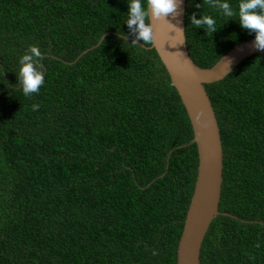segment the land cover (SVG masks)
<instances>
[{
    "label": "trees",
    "instance_id": "1",
    "mask_svg": "<svg viewBox=\"0 0 264 264\" xmlns=\"http://www.w3.org/2000/svg\"><path fill=\"white\" fill-rule=\"evenodd\" d=\"M199 4L184 11L196 66L255 38L238 15ZM127 12L128 0H0V264H176L197 148L156 50L130 46ZM193 13L217 32L192 26ZM30 45L45 83L29 98L16 75ZM205 87L223 182L199 261L264 264V54Z\"/></svg>",
    "mask_w": 264,
    "mask_h": 264
},
{
    "label": "water",
    "instance_id": "2",
    "mask_svg": "<svg viewBox=\"0 0 264 264\" xmlns=\"http://www.w3.org/2000/svg\"><path fill=\"white\" fill-rule=\"evenodd\" d=\"M184 11L185 0H180L179 15L175 19L166 17L167 22L184 30ZM150 22L155 40L150 46L143 47L156 50L179 92L191 123L192 143L196 145L198 156L197 181L178 242L176 264H200L204 236L213 218L220 214L218 203L223 182L219 126L205 84L225 78L244 58L264 54V50H256L253 47L255 38H250L235 44L212 66L200 68L188 54L184 33L182 37L175 34V29L164 20Z\"/></svg>",
    "mask_w": 264,
    "mask_h": 264
},
{
    "label": "clouds",
    "instance_id": "3",
    "mask_svg": "<svg viewBox=\"0 0 264 264\" xmlns=\"http://www.w3.org/2000/svg\"><path fill=\"white\" fill-rule=\"evenodd\" d=\"M207 5L215 9L220 15L231 18L238 15V22L242 29L250 34H255L253 47L256 50H264V0H240L238 12L235 11L227 0H202L197 5L202 8ZM180 8V0H146V6L142 0H128L127 24L130 34L134 36L130 46L151 45L155 40L153 25L150 21L164 20L172 16L175 19ZM193 13L189 19L191 25L196 29H204L206 36H212L217 32L216 20L210 15H200L196 18ZM175 29V34L183 36L184 30L167 22ZM124 35V34H122ZM127 36L125 35V41ZM142 41V45L138 44ZM182 41V40H181ZM102 42V41H101ZM183 42V41H182ZM43 53L36 45H30L27 52L19 60L17 76V88L22 91L23 96L31 97L39 94L45 83L44 66L40 63L44 59ZM39 104H33L32 110L38 111ZM157 253L153 251V255Z\"/></svg>",
    "mask_w": 264,
    "mask_h": 264
}]
</instances>
